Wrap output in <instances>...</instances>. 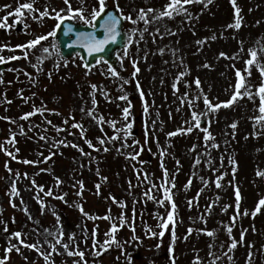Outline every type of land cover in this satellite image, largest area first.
Returning <instances> with one entry per match:
<instances>
[{"label":"rangeland","instance_id":"374dc122","mask_svg":"<svg viewBox=\"0 0 264 264\" xmlns=\"http://www.w3.org/2000/svg\"><path fill=\"white\" fill-rule=\"evenodd\" d=\"M169 2L106 0L107 6L119 4V12L131 14L133 19L141 8L163 10ZM24 3H33L35 11L22 9L24 15L19 22L13 15L6 21L8 27L0 28V56L7 62L0 71V258L9 244L20 248V252L7 253L10 259L5 264H212L209 251L219 257L215 264H248L249 252L252 264H264V205L251 215L264 198V175H257L258 170L264 173V121L255 119L264 115L259 111V88L264 84V0H236L243 17L238 30L227 27L235 17L231 0H213L207 7L204 3L185 5L191 20L180 15L165 17L148 25L147 32H142L143 22L124 20L126 41L131 35L133 43L126 56L124 49L117 53L115 69L119 76H112L104 62L87 70L77 53L62 58L52 36L33 48H17L51 32L56 24L55 12L61 9L65 17L85 24L68 17L64 0H0V21ZM69 3L73 9L83 8L89 19L92 9L99 6V0ZM43 11L49 15L33 19ZM152 15L155 13H150L149 19ZM156 28H160L159 33ZM213 34L216 40L210 39ZM197 40L204 43L198 45ZM44 47L49 53L43 54L46 58L37 64ZM249 50H256L255 58ZM220 52L227 56L220 57ZM9 56L19 58L8 60ZM249 59H253L251 65L246 63ZM206 63L210 67H204ZM136 68L139 71L133 76ZM181 72L185 75L178 81ZM197 77L200 88L194 83ZM238 80L243 82L240 91L251 92L252 98L244 94L231 106L200 117V127H194L192 112L206 111L203 96L213 103L225 102L236 92ZM174 83L176 88L172 87ZM28 88L33 89L32 99L23 92ZM125 95L126 100L120 99ZM189 102L194 107H189ZM125 107L129 108L127 119ZM34 108H43V114L21 118ZM87 109L93 110L95 118L87 115ZM64 119L69 127L63 126ZM76 123L83 127L74 128ZM128 123L132 127L125 137ZM233 123L235 128L231 127ZM189 126H193L190 133L177 131ZM204 129L212 139L205 141ZM169 132L177 134L168 136ZM12 134L19 144L11 151L15 158L7 154L15 144L9 142ZM112 136L119 139L110 140ZM85 140L95 147H89ZM125 141L129 147L121 148ZM129 153L139 155L132 159ZM218 177H222L219 188ZM165 180L171 201L165 199L161 188ZM237 189L241 197L239 214ZM245 210L247 215L243 214ZM169 212L173 219L164 228ZM109 216L111 219L105 218ZM113 224L117 225L115 242H111ZM146 224L148 227H144ZM189 228L194 229L190 235ZM17 231L26 244H35L39 251L21 245L12 235ZM207 231L214 236H208ZM242 232L244 239L240 242ZM233 239L239 243L230 249ZM63 244L68 245L67 251ZM209 245L213 247L209 249ZM68 251H83L84 259L68 255ZM96 252L101 254L97 256Z\"/></svg>","mask_w":264,"mask_h":264},{"label":"snow or ice","instance_id":"6c2138e0","mask_svg":"<svg viewBox=\"0 0 264 264\" xmlns=\"http://www.w3.org/2000/svg\"><path fill=\"white\" fill-rule=\"evenodd\" d=\"M81 2H83V0H81ZM212 2H213V0H170V2L165 5L163 10H157V9H153V8H148V9L141 8L139 10L138 14H137L136 19H133L131 14L125 16L122 11H120L118 15H116L113 12L109 11V12L106 13V15H104V17L102 19V22L100 23V28H102L104 30V35L102 37H97L94 34V32H80V33H77V39L74 40L72 43L73 44H80L81 46H83L88 51L89 54L100 53V52L105 51V46L106 45L116 42L117 37L120 35V31H119V27L118 26L121 24V20L122 19L131 21L133 24H137L139 22H143L145 27L142 30V32H147L148 31V25H150L153 22H158V21L162 20L165 17L171 19V18H174V16L180 15V16H184L188 20H191L192 19L191 13L189 12V10L186 7H184L185 5L196 4V3H204L205 7H207V5L211 4ZM64 3L66 5H68V8H67L68 17H76L79 20L83 21L85 24H91L93 28L96 27V25L93 23V21H96L98 17H101V14L105 13V10L107 8L106 0H99L98 8H93L92 9L91 18L89 19V18H87L84 15V9L83 8L73 9L71 7V4L69 3V0H64ZM231 3H232V6L234 8V11H235V17H234V22L232 24L227 25V27L228 28H235V29L238 30V29L241 28L242 21H243V17L240 15L241 9L237 6L236 0H231ZM5 7L7 8L9 6L6 5ZM116 7L119 8V4H117ZM22 9H26L29 12L35 11L33 3H24V4L20 5V6H18L14 10V12H8L7 15L5 17H3V20L0 21V28L8 27L6 21L8 20L9 17H11L13 15L16 16V21L19 22L20 19L24 15ZM63 11L64 10L61 9L60 12H55L54 19L58 23L55 25V28L51 32L47 33L46 35L37 36L35 39L28 41L26 45L20 44V45H16V47L17 48H29L30 49V48H33L36 45L40 44L41 41L47 40L49 36L54 37L56 35V28H60L61 27V24L59 22L64 21L67 18V17H65L64 15L61 14V12H63ZM150 13H155V15L151 16V19H149V14ZM48 15H49V13L47 11H43V12H40V16L39 17L33 16V19H42L43 17L48 16ZM257 23H259V21H257ZM27 27L28 26L25 25V28H27ZM71 31H72L71 25L67 26V28L65 29L66 34L70 33ZM135 31H136V29H133V32H135ZM155 31L157 33H159L160 32V28H156ZM169 34L170 35H175L176 33L169 32ZM142 38H143V36L141 35V39ZM205 39H209V38H205ZM210 39L211 40H216L217 36L215 34H213L210 37ZM132 43H133L132 36L129 35L128 38H127L126 44H125L123 55L126 56L128 54V46L131 45ZM196 43L198 45H201V44L204 43V41L197 40ZM52 47L55 48L56 45L53 44ZM163 51H164V49H160L161 53H163ZM249 51H250V56L255 58L256 55H257L256 50H249ZM47 53H49V48L48 47L42 48V54L37 56V64L41 63L46 58L45 55H43V54H47ZM27 56H28V53H27V51H25L24 58H27ZM219 56L220 57H226L227 54L224 53V52H220ZM18 58L19 57H17V56H9V57H7L8 60H15V59H18ZM103 61H104L103 56H101V57H99L97 59V63L98 64L103 62ZM4 62H5V58L3 56H0V63H4ZM64 63L66 64L67 61H64ZM246 63L251 65L253 63V59H249L248 61H246ZM134 64H135V62H134ZM33 67H37V65H33ZM88 67H89V65H85V68H88ZM204 67H210V65L206 63L204 65ZM108 70H109V73L112 76H119V73L111 65H109V69ZM138 71H139V68H136V70L132 73V75L135 76ZM262 72H264V69H262ZM184 75H185V73H183V72L179 73V75L176 77V80L179 81L181 79V77H183ZM236 75L238 77L240 76L239 70H237ZM49 78H51V73H49ZM125 83H128V81H125ZM194 83H195L197 88H200L201 81H200V79L198 77L196 78ZM137 86L139 87V84ZM242 86H243V82L241 80H238L237 83H236V86H235L236 87V92L232 95V97L229 100H227L225 102H221V103H213L209 99V97L207 95H204L203 96V101H204V105H205L206 111L199 112V113L196 112V111L192 112V120L195 122L194 123V127H196V128L200 127V123H199V118L200 117L208 116L211 113H215L222 106H224V107L231 106L238 98H241L244 94H247L249 96V98L251 99L252 98V93L251 92L243 93V92L240 91ZM92 87L96 88V85H92ZM172 87L176 88L177 85L174 83L172 85ZM259 94H260V100H261V103H260V106H259V111L262 114H264V84H262L260 86ZM141 96H143V93H141ZM184 96L187 97L188 93L186 92L184 94ZM120 99L126 100L127 96L126 95L125 96H121ZM95 103H96V101H95V99H93V104H95ZM189 107H194V105L191 102H189ZM43 111H44L43 108H40V109L34 108L33 111L25 113L24 116L21 117V118L26 120L30 116L34 115L36 112H41L42 113ZM81 111H85V109L82 108ZM145 112H147V105H145ZM123 113H124L125 119H127V116H128V113H129V108L125 107L123 109ZM87 115L89 117L95 118L92 109H87ZM98 119L102 120L103 117H99ZM255 119L257 121H264V115L255 117ZM65 122L67 123V121H65ZM48 123H51V121H48ZM185 123L187 124L188 121H185ZM112 126L115 127V122H112ZM73 127L74 128H82L83 126H82V124L76 123V124H73ZM131 127H132V125L130 123L125 125V128H124L125 137L130 135V132H128L127 130L130 129ZM231 127L235 128L236 124L233 123L231 125ZM61 130L62 129L57 128V131H61ZM177 131L181 132V133H183V132H189L190 133V132L193 131V126H189L186 129H178ZM204 132H205V137H204L205 141H208V140L212 139L211 133L207 129H204ZM83 134L84 133L81 132V135H83ZM176 134H177L176 132H169L168 136H174ZM40 139H46V137L41 136ZM109 139L110 140H116V139H119V137L118 136H112ZM9 142H11V143L15 142V134H12V139ZM99 142H100L101 145H104V140L103 139H100ZM58 143L65 144V141H59ZM85 143H87L89 145V147H95V145H93L90 140H85ZM133 144L134 145L135 144H139V142L138 141H133ZM71 146L72 147H77V148L79 147V145H76V144H72ZM212 146L213 147H218V145H215V144L212 145ZM2 147L3 146L0 145V148H2ZM126 147H129V145L125 141V143L121 145V148H126ZM103 150L105 152L109 151V149L107 147H104ZM17 151H18V149H17ZM80 151H81L82 154L87 155L86 153L83 152V149H80ZM118 151H119V149H118ZM7 154L9 156H13L12 152H8ZM138 155H139L138 153H129L128 157H130L132 159H136V157ZM161 155H163V153H161ZM128 157H126V158H128ZM13 158H15V157H13ZM44 159L47 160V159H49V157H45ZM24 162L25 163H38V161L37 162L24 161ZM230 162L231 163H235V161H232V160H230ZM197 163H199V160H197ZM177 164H179V161H177ZM6 167H7V165H6ZM161 168H164L163 163H161ZM233 172H235V168L233 169ZM97 174H99V173H97ZM167 175H168L167 169L164 168V176L167 177ZM257 175L258 176L264 175V173H261L258 170L257 171ZM144 178L145 179L148 178L147 174H145ZM105 179H107V178L105 177ZM220 179H222V177H218L217 181H216V186L218 188L221 186L220 185ZM173 180H174V178H173ZM59 182H60L59 178L57 177V183H59ZM79 183H80L81 187H83V182L81 181ZM189 183H190V181H189ZM174 186H175V184L173 182L172 187H174ZM153 187H155V185H153ZM96 188H97V194H99L100 185L97 184ZM161 188H163L165 199L168 200V201H171L172 200V195H171L169 187L167 186V181L166 180H165L164 183L161 184ZM12 190L15 193V191H16L15 184L12 185ZM48 194L50 195L51 193H48ZM145 195H148V193H145ZM59 198L63 199V197H59ZM150 198H154V197H150ZM240 199H241L240 192H239V189H237V191H236L237 214H239ZM161 203H163V201H161ZM262 205H264V198H261L259 200V202L256 205L255 210L251 213V215L255 216L257 214V212L261 211V206ZM172 207H173V209L176 207L175 203L172 204ZM80 210H81V212H83V207L82 206H80ZM243 214L247 215L248 213L245 210V212ZM85 215H87V213H85ZM105 218L106 219H111L110 216L109 217H105ZM235 218L236 217L234 216L233 220H235ZM172 219H173V213L169 212L168 213V217H167V221H164L163 227L167 228L168 227V221H172ZM116 230H117V225L113 224L112 228H111V232L115 233ZM5 231H7V228H5ZM193 231H194V229L189 228L188 229V234L190 235ZM227 231H228L229 234H231L232 228L228 227ZM206 234L208 236H214V232H212V231H207ZM12 235L19 240V243L21 245H24L25 247H27L29 249H36V251H39V248H37V246L35 244H26L25 241L23 239H21V236H22L21 232L17 231V232L12 233ZM61 235H62V233H61ZM153 235H155V233H153ZM160 235L162 236V235H164V233L161 232ZM93 236H95V232H93ZM70 239H71V237H70ZM173 239H175V233H173ZM243 239H244V233L242 232L241 233V241L240 242H242ZM111 242H115V237L114 236H113V240ZM57 243L59 244V243H62V242L60 240H57ZM105 243L108 244L110 242L106 241ZM238 243H239L238 241L233 239L231 244H230V249H235L238 246ZM157 247H159V245H157ZM212 247H213V245H209V249H211ZM63 248L67 251L68 250V245L67 244H63ZM52 249H53V251L57 250L55 245H52ZM13 250H15L16 252H20V248L16 244H9V246L4 249L6 254L3 256V258H0V264H5V261H8L10 259L9 256L7 255V253L12 252ZM169 251L171 252L172 249L170 248ZM95 254L97 256H99L101 253L100 252H96ZM41 255H44V254L41 253ZM68 255H78L81 258V260H83L84 256H85L83 251H78V252L68 251ZM208 255L213 257L212 264H215L216 260L219 259V257L215 256L214 253L211 252V251H209ZM251 257H252V253L249 252L248 253V264H252ZM25 259H27V258L25 257ZM45 260L46 261L48 260V256L47 255H45ZM173 264H174V261H173Z\"/></svg>","mask_w":264,"mask_h":264},{"label":"water","instance_id":"95a60500","mask_svg":"<svg viewBox=\"0 0 264 264\" xmlns=\"http://www.w3.org/2000/svg\"><path fill=\"white\" fill-rule=\"evenodd\" d=\"M109 11L118 15L117 9L106 8L105 13H102L101 17H98L96 21H93V23L96 25L95 28H91L89 26H86V27L81 26L80 24L75 23L68 19H65L64 21L59 22L61 24V27L56 28V35L54 36V39H57L58 41L57 43H59V49H60L61 55L64 58H67L71 56L73 53L77 52L79 53L82 61L84 62V65H89V67L92 66L99 57L103 56L104 60L114 67L115 66V53L118 51V49H121L125 44V34L122 30L123 19L121 20V24L118 26L120 35L117 37L116 42L106 45L105 51L103 52L89 54L88 51L80 44L72 43L74 40L77 39V33H80V32H94V34L97 37H102L104 35V30L100 28V23L102 22L104 15H106V13ZM69 25H71L72 31L66 34L65 29Z\"/></svg>","mask_w":264,"mask_h":264},{"label":"trees","instance_id":"16d2710c","mask_svg":"<svg viewBox=\"0 0 264 264\" xmlns=\"http://www.w3.org/2000/svg\"><path fill=\"white\" fill-rule=\"evenodd\" d=\"M62 119H63V117H62L60 120H62ZM76 121H77V120H76ZM62 122H63V120H62ZM67 122H68V121H67ZM63 126H64V127H69L68 124L65 122V119H64V124H63ZM93 145H94V144H93ZM136 222H137V220H135L134 223H136ZM146 226L148 227V224H146L144 227H146ZM150 230H151V228H150ZM144 231H145V232H148L149 229L146 228Z\"/></svg>","mask_w":264,"mask_h":264}]
</instances>
